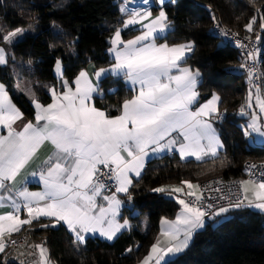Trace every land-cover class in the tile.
<instances>
[{"label": "snow or ice", "instance_id": "snow-or-ice-1", "mask_svg": "<svg viewBox=\"0 0 264 264\" xmlns=\"http://www.w3.org/2000/svg\"><path fill=\"white\" fill-rule=\"evenodd\" d=\"M143 3L147 4L148 0H143ZM159 3L163 6L165 0H159ZM139 15L135 11L130 13L124 26L136 24ZM256 19L254 15L245 25L247 31H253ZM145 27L148 31L126 42L121 40L119 29L114 33L109 49L114 54V63L108 69L94 72L95 84L84 70L71 83L64 80L62 63L58 59L55 70L60 74V88L49 87L51 103H41L31 88L27 89L36 109L35 123H24L23 114L8 97L6 85L0 83V127L8 130L7 136L0 135V190H3L0 193V208L7 201L11 209L0 215V253L6 248L2 239L5 232L11 236L20 232L23 225H31L41 217L62 221L74 234L73 243L77 245L86 243L85 234L90 232H98L111 241L128 225L127 220L123 225L115 222L121 204L116 193H125L129 200L132 199L129 189L134 185L129 173L141 175L144 158L149 152L176 151L182 160L194 156L199 161L208 155L217 156V150L223 147L216 129L210 120L205 119L216 111L219 97L213 94L211 100L195 107L199 103L197 84L201 73L182 66L187 60V53L193 50L192 44L169 46L154 42L153 33H163L169 27L163 7L151 24ZM259 27L264 29V17H261ZM23 33L24 29L17 28L0 36V40L11 45ZM7 62L6 49L0 47V65ZM240 67L245 68L246 65L241 64ZM110 74L123 76L135 92L120 106V115L114 117L90 103L97 95L103 97L101 84ZM251 95L250 92L249 97ZM257 104L264 112V99L259 95ZM248 107H252L251 103ZM245 114L242 106L240 115ZM17 121H20L19 130L14 127ZM246 129L264 138V129L256 125L255 113ZM245 135H249L247 130ZM45 142L51 144V154L35 170L28 172L27 166ZM37 174L44 190L29 192L23 185L29 175L35 178ZM111 180L116 182L115 192L109 195L108 181ZM181 183L188 187V196L201 201L202 197L196 194L198 185L188 181ZM250 184L259 189L253 191L255 199L264 201V180L258 183L254 180L240 182L246 192ZM151 191L165 193L168 189L157 187ZM170 191L181 193L182 189L172 186ZM97 197L107 201V206ZM177 203L181 212L175 220L161 219V224L167 226L162 234L169 237V245L162 248L159 242L153 244L141 264H152L153 261L155 264H171V257L188 248L195 231L205 227L208 213L194 201L186 202L178 198ZM233 206L243 207V202L237 200ZM248 207L264 211V203L253 204L251 199L248 200ZM22 209L27 211L25 219L20 218ZM227 211V208L221 207L212 215L218 217ZM41 227L49 225L41 224ZM11 243L16 244L17 241L12 240ZM30 247L39 252L38 264H48L47 250L42 243Z\"/></svg>", "mask_w": 264, "mask_h": 264}, {"label": "trees", "instance_id": "trees-1", "mask_svg": "<svg viewBox=\"0 0 264 264\" xmlns=\"http://www.w3.org/2000/svg\"><path fill=\"white\" fill-rule=\"evenodd\" d=\"M120 4V0H0V36L17 28L32 32L19 37L11 52L16 59L30 64L28 69H21L19 76L37 83L35 91L41 103L50 101L40 85L56 84L53 67L58 59L67 81L90 63L101 68L111 62L107 50L111 35L123 20ZM162 7L172 30L157 41L169 46L192 44L193 50L183 65L201 73L199 102L214 93L219 97L217 109L222 119L218 121L216 116L215 122L224 150L200 162L182 161L176 155L149 161L140 178L132 182V199L122 209L120 219L126 218L130 228L112 242L88 237L86 243L77 245L64 226L38 229L37 225L45 222L34 224L25 237L43 242L54 264H138L148 254L160 220L173 219L179 209L173 199L151 189L182 181L201 183L215 177L240 179L247 160L264 162V147L248 144L240 126L245 119L237 116L249 88L240 58L210 31L218 22L239 35L259 36L264 76V29L259 27L264 0H170ZM254 15L257 19L249 32L245 25ZM0 81L16 106L32 120L34 110L26 97L11 91L9 64L0 67ZM101 89L103 97H95L93 103L108 116H115L124 100L132 97L121 79L107 77ZM226 214L227 218L210 221L195 232L189 247L171 264H264V214L247 208L228 209ZM0 264L18 263L0 255Z\"/></svg>", "mask_w": 264, "mask_h": 264}, {"label": "crops", "instance_id": "crops-1", "mask_svg": "<svg viewBox=\"0 0 264 264\" xmlns=\"http://www.w3.org/2000/svg\"><path fill=\"white\" fill-rule=\"evenodd\" d=\"M122 1H126V0H121V4H120V6H119V8H120V14H121V16L123 17V20H122V23L119 25V27L114 31V33L119 29V30L121 31V40L126 42V41H128V40L133 39L134 37H136V36H138V35H141L143 32L148 31V29L145 27V25H149V24H151L152 20L155 19V18L159 15V12H160L161 8H159V7H149V8H147V7H139V8H136V9L133 10V11H135V12L141 14V15L137 16V20H138V22H137L136 24H134V25H128L127 27H125V26H124V22H125V20L129 19V14H130V13H133V11H132V12H127V11L125 10V8L123 7V5H122ZM127 2H128V0H127ZM127 2H126V4H127ZM141 2L143 3V0H142ZM128 4L133 5L134 3L128 2ZM136 4H137V2H136L134 5H136ZM143 4H144V3H143ZM144 5H145V4H144ZM122 9H124V11H122ZM171 30H172V27L169 25L168 29H166L165 32H163V33H159V32H155V33H153V36L155 37L154 42H155L157 45L164 44V43H160V42H158L157 39L160 38V37H163L166 33H168V32L171 31ZM114 33L111 35V37H110V39H109V48H108V50H107L108 58L110 59L111 62H110L108 65H106V66H104V67H101V68L108 69V68L111 67L112 63H114V54H112V53L109 52V49L112 47L110 41H111V38L114 36ZM130 33H133V34H131V35L128 36V37H124V35L130 34ZM151 39H152V38L150 37V40H151ZM190 53H191V52H188V53H187V57L190 55ZM29 65H30V64H29ZM55 65H56V64H55ZM182 66H183V67L190 68V67L185 66V65H183V64H182ZM101 68H96V67L94 66V64L90 63V64H88V65H87L84 69H82V70H84V71H86V72L89 73V76H90L91 82H92L93 84H95V83H96V77H95V75H94V72L97 71V70H99V69H101ZM190 69H191V68H190ZM191 70H192V69H191ZM10 71H11V66H10ZM80 71H81V70H80ZM80 71H79V72H80ZM192 71L195 72L196 70H192ZM79 72L76 74V76H75L71 81H69L70 83H71L73 80H75V78L78 76ZM173 72L175 73L176 70L174 69ZM12 73H13V71H12ZM11 75H12V74H11ZM18 75H19V72L16 73V76H17V77H18ZM53 75H54V77L56 78V81H57L56 84L53 85V86H55V87L59 90V88H60L59 75H60V74H58V73L56 72V70H55V66L53 67ZM12 77H13V82H14L13 84H16L17 78L14 77V76H12ZM19 77H20V76H19ZM19 77H18V78H19ZM107 77H112V78H114V79H121V81H122V83L124 84V86H125L126 88H128L129 90L132 91V96L135 94V92L132 90V85H131L130 83H127V82L125 81V79H124L123 76H119V77H118V76H115V75H111V74H110V75H108ZM19 79H22V78L20 77ZM63 79L66 80L64 77H63ZM30 81H31V80H30ZM198 81H200V77L198 78ZM31 82H32V81H31ZM0 83H2V82L0 81ZM198 84H199V82H198ZM198 84H197V85H198ZM35 85H37V83H36V82H32V83H31V89H33V92L35 93V98L39 99V98H38V95H37V93H36V91H35ZM51 86H52V85H46V84H44V85H40V87L42 88V90H43V91H44V92L50 97V101H49L47 104H49V103L52 102V101H51V95H50V93H49V87H51ZM72 86L75 87V85H72ZM138 87H139V86L137 85L136 88L138 89ZM249 89L251 90V94H254V96H257L256 93H255L250 87H249ZM6 91H7V93H8V97H9V99H10L11 102L16 106V104L13 102V100H12V98H11V96H10V92L7 90V88H6ZM11 91H12V90H11ZM12 92H14V91H12ZM24 95H25L27 101L30 103L31 107H32L33 110H34L33 119H32V120H29L28 118H26V116L22 113V111H21L17 106H16V107H17V109L20 110L21 113L23 114V117H24V123H27L28 121H32L33 123H35L36 109H35L34 105L32 104V97H31V98H27L26 94H24ZM96 97H99V95H97ZM131 98H132V97H131ZM131 98H129V99H131ZM211 98H212V97H211ZM211 98H209L208 100H206V101H204V102H199L195 107H199L200 105H202V104L208 102L209 100H211ZM198 100H199V97H198ZM39 101H40V100H39ZM218 101H219V100H218ZM218 101H217V104H216V111L212 114V116H211V117H205V119L210 120V122L212 123L213 127L216 129L217 133H218V130H217V128H216V122H215V119L217 118L216 116H218V115L220 114V113L218 112V109H217ZM256 102H257V101H256ZM90 103H93V101L90 102ZM122 104H123V103H122ZM122 104H121V105H122ZM45 105H46V104H45ZM102 110H103V109H102ZM104 111H105V110H104ZM105 112H106V111H105ZM106 114H107V112H106ZM107 115H108V114H107ZM117 115H120V111H118L117 114H116L115 116H117ZM112 117H114V116H112ZM215 117H216V118H215ZM261 121H262L261 123H262L263 128H264V117H263V119L261 118ZM262 125H261V127H262ZM14 127H16L17 130H19V128H20V121H17V124L14 125ZM7 134H8V130L5 129V128L0 127V135L7 136ZM173 135H176V134H173ZM218 135H219V133H218ZM219 137H220V136H219ZM181 139H182V137H181ZM220 139H221V138H220ZM247 141H248V140H247ZM221 142H222V140H221ZM205 143H206V142H205ZM222 143H223V142H222ZM255 143H256V142H254V140H252L251 143L248 142V144L251 145V146H263V147H264L263 144H260V143H256V144H255ZM252 144H253V145H252ZM223 150H224V145H223L222 148H219V149L217 150V155H218L220 152H222ZM51 151H52V146H51V144L45 142V144H43V145L38 149V151H37V153H36V156L33 158V160H32V161L30 162V164L27 166V171H28V172H31V171L35 170L36 167H37V165L41 164L45 159L48 158V156L51 154ZM123 155H124L125 157L127 156L126 153H123ZM165 155H169V156H170V155H176V156L179 157L180 160H182V159L180 158L179 153L176 152V151H171V152H169V151H162V152H155V153H153V152H149V155H148L147 157L144 158V166H143V168H142V170H141V175H142V173H143V169L145 168L146 164H147L149 161H151V160H153V159L160 158V157L165 156ZM210 158H213V156L208 155V156H205V157H203L201 160L198 161V160H196V158H195L194 156H191V157H186V158L183 159L182 161L192 160V161H195V162H200V161H204V160H206V159H210ZM141 175H140V176H141ZM140 176H136L134 173H129V177H130V179L132 180V182H133L134 180L139 179ZM191 183H192V182H191ZM193 184H196V183H193ZM174 186L181 187V189H182L181 193H172V192L170 191V189H171L172 186H170V187H166V189H168V191H166L165 193H163V195H164L166 198L173 199V200L177 203V199H178V198H179V199H183L185 196H188L187 193H188L189 189H188V187H187L185 184H182V183L179 184V185H174ZM23 187H26V188L28 189L29 192H43V190H44L43 183H42V182H39V176H38V174H37V176H36L35 178H33L32 176L29 175V177H28V179L26 180V182L24 183ZM247 188H248V191H247V192L242 188V192H243V207H239V208H247V209H250V210H252V211H255V212H259V213L264 214V211H261L260 209H257V208H255V207H248V200H249V199L252 200L253 204H255V203H264V201H257V200L255 199L254 195H253V191H259V189H254V188H253V185H251V184L248 185ZM2 192H3V190H0V193H2ZM114 192H115V190H114ZM114 192H112V193H114ZM112 193H110L109 195H111ZM196 194L198 195V190L196 191ZM116 196H117V198L121 201V204H120L119 209H118V214H117L116 217H115V222L118 223V224L123 225L124 220H127V219H126V218H124V219H120V217H121V214H122V209H123L124 207H127V206H128V202H129V200H128V198L126 197L127 194H125V193H116ZM245 197H247L248 199H245ZM97 200H99L101 203H103L105 206H107V201H103L102 198H100V197H97ZM177 204H178V203H177ZM178 207H179V209H178V211L176 212L175 217H174L173 219H168V220H170V221H171V220H175L177 214H178L179 212H181V206H180L179 204H178ZM239 208H234V209H239ZM9 211H11V209H10V207L8 206L7 201H5V202H4V207L0 208V215H4V214H6V213L9 212ZM224 213H226V212H224ZM224 213H221L220 216H218V217L216 216L215 219L218 220V221H221V220H222V216H223ZM20 218H21V219H25V218H27V211H26L25 209H22V211H21V213H20ZM166 219H167V218H166ZM215 219H214V220H215ZM41 221H44L45 224H48L50 228H57L58 226H64V227L66 228V230L69 232V234L72 236V238L74 237V234L68 230L67 225H65L62 221H61V222H55L53 218H49V217H41V218L39 219V221H33V223H32L31 225H23V226L21 227V231H20V232H18V233H13L11 236H9L7 232H5L4 235H3V237H2V239H3V241L6 243V248H5V252L0 253V255H4V256L6 257V259H7V261H15V262L18 263V264H38V261H39V252H38V250H36V249H34L33 247H30V246H31V245H35V244H41V243L44 245V243L41 242V241H36V242H34V241H28V239H26L27 237H25V236H27V231L29 232V231L33 228L34 224H38V223H40ZM127 221H128V220H127ZM7 223H8V222H5V224H7ZM207 223H208V221L205 220V225H206ZM53 225H54V226H53ZM37 227H38V229H41V228H42V227H41V224H40V225H37ZM166 227H167V226L161 224V220H160V224H159V232H160V236L158 237L157 242H159V245H160V247H162V248H163V247H166V246L169 245V237H167V236H165V235L162 234L163 230H164ZM129 228H130V223H129V221H128V225H127L126 227H123L122 230H121L119 233H117L116 237H117L120 233H122L123 231L128 230ZM201 229H203V228H201ZM201 229H198V230H196L195 232H197V231H199V230H201ZM22 235H24V240H23L22 242H20V244H17V245H8V242H9L10 239L15 238V237H21ZM85 235H86L87 238H88V237H91V238H98V239H100V240H102V241H105V242H112V241L116 238V237H114L113 240L109 241V240H107L105 237L100 236L98 232H97V233H91V232H90V233H87V234H85ZM182 235H183V234L181 233V236H182ZM162 238H168V241H166V243L162 244V243H161ZM191 241H192V240H191ZM190 244H191V242H190ZM190 244H189V245H190ZM44 247H45L46 250H47L46 253H45V255H46V258H47L48 264H54V262H52V261L50 260L49 252H48L47 247H46L45 245H44ZM186 249H187V248H186ZM186 249H185V250H186ZM185 250H184V251H185ZM149 252H150V250L148 251V254H147V255H146V256H145V257H144V258H143L138 264H141V262H142V261H143V260L149 255ZM29 253H32V254L29 255ZM181 253H182V252H181ZM181 253L172 256V257H171V260L174 259V258H176V257H177L178 255H180ZM152 264H155V262L153 261Z\"/></svg>", "mask_w": 264, "mask_h": 264}, {"label": "built area", "instance_id": "built-area-1", "mask_svg": "<svg viewBox=\"0 0 264 264\" xmlns=\"http://www.w3.org/2000/svg\"><path fill=\"white\" fill-rule=\"evenodd\" d=\"M170 0H165L164 5ZM127 1H122V5L127 12H132L139 7H159L162 5L159 0H148L147 4L137 3L133 6H127ZM227 33L226 35L222 33ZM211 33L214 37L220 40L222 45L233 48L240 58L241 64L246 65L245 68L240 69L247 75L249 87L264 99V76L261 72V54L262 47L256 38L242 36L231 30L229 27L220 23H214L211 27ZM249 52L251 56L247 55ZM250 70V71H249ZM218 121L222 119V113L218 115ZM106 171V170H105ZM264 162L256 160H247L243 165V178L226 180L222 177H215L210 180L198 183L199 186L198 195L202 197L201 201H195V197L185 196L183 199L188 201H194L198 207H201L203 211L208 213L205 220L213 221L216 216L212 215L217 212L221 207L227 209H234V203L237 200L243 202V192L240 185L241 181L254 180L257 183L264 180ZM110 185V191L108 194L115 190V180L108 181ZM107 191V190H106ZM16 240V244H12L11 241ZM24 240V235L21 237H15L9 240L8 245H17Z\"/></svg>", "mask_w": 264, "mask_h": 264}, {"label": "rangeland", "instance_id": "rangeland-1", "mask_svg": "<svg viewBox=\"0 0 264 264\" xmlns=\"http://www.w3.org/2000/svg\"><path fill=\"white\" fill-rule=\"evenodd\" d=\"M141 1L142 0H132V1L128 0V2H131V3H134V4L136 2L137 3H142ZM7 33L8 32H4L3 35H5ZM26 34H32V32L30 30H28V29H24L23 35H26ZM23 35H20L19 37L21 38ZM18 38L14 39V41H13V43L11 45L6 44V43L3 42L2 44H0V47H3V48L6 49V57H7V61H8L7 64H9V66H11L10 73L12 74V76L17 78L16 84H12L11 85V90L14 91V93H16V94H23V95L26 94L27 98H31L32 96H30L28 94L27 89L31 88V83L32 82L29 79H19L20 78L19 75H18L19 78L16 76V73L17 72H21V69H28V67H29V63L27 61L16 59L13 56L12 52H11V46L17 41ZM7 64H5V65H7ZM5 65H0V67H3ZM12 71H13V73H12ZM31 90L33 91V89H31ZM250 92H251V90L248 88L247 94H246L245 99H244V102L237 110V116L240 117V118H244L245 119L243 124L240 125V126H241V128L243 130V133H244V136L247 138L248 142L251 143L252 140H254V142L264 145V138H261L258 134L254 133L251 129H246V126L250 123V121L252 119V114L253 113H255V115H256V125H257V127L261 128V129H264L263 125L261 123L262 122L261 118L263 119L264 112H261V109H260V107L258 106V104L256 102L257 101V96H254V94H252L251 97H249V93ZM249 103H251V105H252L251 108L248 107ZM242 106L245 108V112H246L245 115H240V109H241ZM261 125H262V127H261ZM245 130L248 131V133H249L248 136L245 135ZM226 213L223 214L222 220L227 218V214ZM159 236H160V232L158 231V234H157L155 240L153 241V243L150 245L148 251L151 249L153 244L157 243V240H158ZM166 241H168V238H162L161 243L164 244V243H166Z\"/></svg>", "mask_w": 264, "mask_h": 264}, {"label": "bare ground", "instance_id": "bare-ground-1", "mask_svg": "<svg viewBox=\"0 0 264 264\" xmlns=\"http://www.w3.org/2000/svg\"><path fill=\"white\" fill-rule=\"evenodd\" d=\"M131 1H132V0H131ZM133 5H134V4H133ZM133 5L127 3V6H133Z\"/></svg>", "mask_w": 264, "mask_h": 264}]
</instances>
